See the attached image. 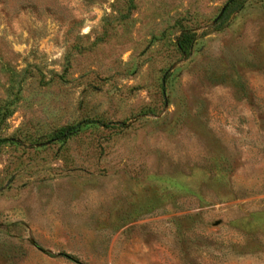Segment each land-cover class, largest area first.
Listing matches in <instances>:
<instances>
[{
    "label": "rangeland",
    "instance_id": "1",
    "mask_svg": "<svg viewBox=\"0 0 264 264\" xmlns=\"http://www.w3.org/2000/svg\"><path fill=\"white\" fill-rule=\"evenodd\" d=\"M228 1L0 0V264H264V0Z\"/></svg>",
    "mask_w": 264,
    "mask_h": 264
},
{
    "label": "trees",
    "instance_id": "2",
    "mask_svg": "<svg viewBox=\"0 0 264 264\" xmlns=\"http://www.w3.org/2000/svg\"><path fill=\"white\" fill-rule=\"evenodd\" d=\"M238 0H229L227 4L224 7V12L228 10V8H233L237 6L238 3H236ZM186 38L185 36H181L177 40V46L182 49L183 48V39ZM80 128V124L74 125V126H69L63 130H61L57 135H56V140H67L69 137L75 135Z\"/></svg>",
    "mask_w": 264,
    "mask_h": 264
}]
</instances>
